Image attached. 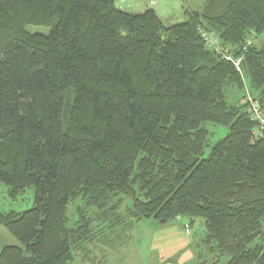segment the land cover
<instances>
[{
    "label": "trees",
    "instance_id": "trees-1",
    "mask_svg": "<svg viewBox=\"0 0 264 264\" xmlns=\"http://www.w3.org/2000/svg\"><path fill=\"white\" fill-rule=\"evenodd\" d=\"M184 16L166 26L115 0H0V183L34 190L31 209L0 213L20 245H0V264H72L97 235L80 209L68 226L78 199L125 229L201 218L210 264H264V127L226 100L248 89L264 114V0ZM207 123L227 132L204 156Z\"/></svg>",
    "mask_w": 264,
    "mask_h": 264
},
{
    "label": "rangeland",
    "instance_id": "rangeland-1",
    "mask_svg": "<svg viewBox=\"0 0 264 264\" xmlns=\"http://www.w3.org/2000/svg\"><path fill=\"white\" fill-rule=\"evenodd\" d=\"M206 1L115 0V6L130 14H140L152 9L164 25L171 26L184 22L185 11H201ZM26 31L31 34L47 35L50 28L29 25ZM253 43L260 47L263 37L253 38ZM247 93L248 89L244 98ZM240 98L241 93L236 87H230L227 90L226 100L230 105L243 103L244 98ZM204 127L209 132L208 146L204 152L206 156L210 148L225 137L227 129L214 127L209 123ZM33 197V188H25L24 191L11 196L9 189L0 183V213L27 211L33 206ZM77 209H80L86 217L93 219L92 225L97 235L91 243L85 246L84 250L74 253L72 264H210L213 259H216L211 253L212 244H205L203 241L204 227L203 224L199 225L197 220L192 226L189 225V219L185 217L181 220L174 219L164 226L153 220H142L130 229H125L121 224L116 223L115 217H111L110 213L103 215V212L95 208L87 210L88 206L85 201L78 199L71 202L67 208L66 217L69 227L76 226ZM122 209L116 213L118 219H121L123 215ZM108 217L111 218L108 219ZM186 229H189V234L185 233ZM191 244L190 249L188 245ZM0 245L20 246L3 227H0ZM191 251L195 252L194 254L200 253V257L194 263L191 260ZM227 258L225 256L221 261L220 257L219 264H225Z\"/></svg>",
    "mask_w": 264,
    "mask_h": 264
},
{
    "label": "built area",
    "instance_id": "built-area-1",
    "mask_svg": "<svg viewBox=\"0 0 264 264\" xmlns=\"http://www.w3.org/2000/svg\"><path fill=\"white\" fill-rule=\"evenodd\" d=\"M201 39L204 41L206 47L215 51L221 58L227 62H230L238 72H240V61L241 59H234L229 51L223 49L214 33L201 32ZM243 105L247 106V111L251 114L253 120L257 122L260 127H264V114L259 108V104L254 101L251 96L247 93V96L243 100ZM254 136L257 138L261 137L260 132H255ZM189 229L185 230L186 234H189Z\"/></svg>",
    "mask_w": 264,
    "mask_h": 264
},
{
    "label": "crops",
    "instance_id": "crops-1",
    "mask_svg": "<svg viewBox=\"0 0 264 264\" xmlns=\"http://www.w3.org/2000/svg\"><path fill=\"white\" fill-rule=\"evenodd\" d=\"M183 217H181V216H179V217H177L176 218V220H181ZM185 218H187V217H185ZM189 219V225L190 226H192L194 223H195V220H197V222H198V224L199 225H202L203 224V227H204V221H203V219H201V218H194V219H190V218H188ZM170 223V222H169ZM168 223V224H169ZM167 225V224H166ZM163 226V225H162ZM185 226H187V225H185ZM190 233V232H189ZM188 247L191 249V247H192V244L191 245H188ZM195 252H193V251H191V260H192V263H194L199 257H200V253L199 254H194ZM150 263H151V259H150Z\"/></svg>",
    "mask_w": 264,
    "mask_h": 264
}]
</instances>
